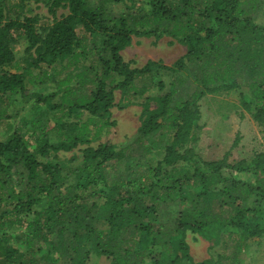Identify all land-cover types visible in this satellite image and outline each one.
I'll return each mask as SVG.
<instances>
[{
  "label": "trees",
  "instance_id": "obj_1",
  "mask_svg": "<svg viewBox=\"0 0 264 264\" xmlns=\"http://www.w3.org/2000/svg\"><path fill=\"white\" fill-rule=\"evenodd\" d=\"M121 2L52 0L53 23L41 31L37 17L5 20L0 8V125L30 105L0 140V264H90L92 254L108 264H242L246 242L264 236V151L231 162L230 152L207 160L192 145L208 92L241 89V106L264 129V0H147L149 10L116 11ZM14 32L26 57L10 72ZM133 36H170L186 53L134 67L122 56ZM165 72L178 76L146 97L132 144L89 145L112 124L116 90L143 96L151 83L138 79ZM79 145L73 166L51 159ZM155 152L153 164L145 156ZM17 228L26 250L9 242ZM188 230L213 241L209 258L194 260Z\"/></svg>",
  "mask_w": 264,
  "mask_h": 264
},
{
  "label": "rangeland",
  "instance_id": "obj_2",
  "mask_svg": "<svg viewBox=\"0 0 264 264\" xmlns=\"http://www.w3.org/2000/svg\"><path fill=\"white\" fill-rule=\"evenodd\" d=\"M51 1L0 0V8L4 12L3 14L6 15L5 20L8 18L23 20L28 16L37 17L36 26L38 31H41L44 27L50 26L53 23L54 16L50 12ZM146 1L124 0V2L114 4L113 8L116 11H124L126 7L132 6L135 9L143 7L145 10H149L150 8L146 4ZM263 11L264 8L259 12V15ZM55 12L59 18L68 14V10L63 7L55 8ZM14 37L11 46L16 60L13 64L6 67V70L10 72L16 71L17 66L23 65L26 57L25 49L27 43L25 38L18 36L16 32H14ZM185 53L186 46L170 36H163L160 39H156L154 36H133L131 44L122 51V56L132 66L142 67L149 60L161 61L166 65H171ZM175 75L165 72L163 76L156 74L153 79L149 77L139 78V83H151V86L145 95L131 96L130 100L123 98L121 90H116L115 106L112 108L109 117V121L112 124L106 125L103 129L100 140H95L89 145L97 147L100 143H112L118 146L132 144L140 135L139 127L141 124L142 103L148 96L154 97L166 92L168 88L160 91L156 87V83L161 78L169 82L178 76ZM189 77L188 73H183L185 87L191 92L195 88V85ZM37 89L38 87L33 88V90ZM41 91H46V89H42ZM241 91V89H235L230 92H208L199 100L201 120L199 128L194 131L192 145L204 159H220L230 152L229 160L234 162L243 158H251L255 153L264 151V129L241 106ZM243 91H246V88ZM153 105H156L154 101ZM29 107V103L20 102L13 110L11 109V114L14 115V118L12 117L8 122L0 125V140L5 137V133L9 131L11 125L15 126L17 124L15 120L24 115H30ZM87 117L88 115L85 114L83 119L85 120ZM236 140V145H234ZM86 147L87 145H79L72 151L53 152L51 159L66 166H73L74 163L82 159L83 151ZM133 148L135 149L136 162L139 160L141 162L144 161V157H141V146L133 144ZM145 157L155 164L161 157V153L155 152ZM141 170L143 169L141 168ZM241 177L251 179L250 175H242ZM227 233L228 230L225 231L222 240L226 238ZM9 235L11 236L9 242L12 245L21 250H26L24 229L17 228L11 231ZM187 241L190 246V253L195 261H202L210 257V248L213 245V241L191 230H188ZM240 257L242 264H264V236L249 239ZM109 261V258L106 256L99 257L92 254L89 263L108 264Z\"/></svg>",
  "mask_w": 264,
  "mask_h": 264
}]
</instances>
